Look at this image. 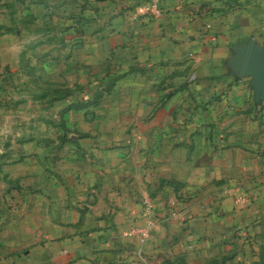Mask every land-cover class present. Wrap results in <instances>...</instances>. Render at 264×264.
<instances>
[{
	"label": "crops",
	"instance_id": "1",
	"mask_svg": "<svg viewBox=\"0 0 264 264\" xmlns=\"http://www.w3.org/2000/svg\"><path fill=\"white\" fill-rule=\"evenodd\" d=\"M144 1L0 0V104L29 123L0 144V264L244 257L264 217V0ZM144 198L148 237L130 232Z\"/></svg>",
	"mask_w": 264,
	"mask_h": 264
},
{
	"label": "rangeland",
	"instance_id": "2",
	"mask_svg": "<svg viewBox=\"0 0 264 264\" xmlns=\"http://www.w3.org/2000/svg\"><path fill=\"white\" fill-rule=\"evenodd\" d=\"M5 109L8 108L0 104V144H2L3 141H9L7 140L9 134L11 136L10 138L15 137L17 139L18 137L21 136V134H18V132H21L25 126L28 127L29 125V123H27L25 118H21L20 115H18L19 112H17V109L19 110L20 109L19 107L11 106L12 114L10 115V117L4 115ZM6 133L8 135H6ZM1 153L2 151L0 149V154ZM10 186H11V182H10ZM2 187L3 186H1L0 184V190L2 189ZM249 237H250L248 239L249 245L246 251L242 253L244 254V257L240 256V258H237V262L235 261L233 263L230 261L228 264H264V217L258 223L256 231H254L252 235L250 234ZM242 250L243 249H240L241 252H243ZM235 252L233 255H236ZM220 264H227V262Z\"/></svg>",
	"mask_w": 264,
	"mask_h": 264
},
{
	"label": "built area",
	"instance_id": "3",
	"mask_svg": "<svg viewBox=\"0 0 264 264\" xmlns=\"http://www.w3.org/2000/svg\"><path fill=\"white\" fill-rule=\"evenodd\" d=\"M160 11V6L158 4V0H148L144 1L142 3H139L135 10V15H157ZM143 205V213L146 216L145 221L142 225L131 228L130 232L132 233H138L142 237H148L151 233V230L154 226V220L148 216L150 214V201L148 198H144L142 200Z\"/></svg>",
	"mask_w": 264,
	"mask_h": 264
},
{
	"label": "trees",
	"instance_id": "4",
	"mask_svg": "<svg viewBox=\"0 0 264 264\" xmlns=\"http://www.w3.org/2000/svg\"><path fill=\"white\" fill-rule=\"evenodd\" d=\"M98 96H99V94H98V93H97V95L95 94V95L93 96V101H96V100H97V98H98ZM74 106H77V105L75 104Z\"/></svg>",
	"mask_w": 264,
	"mask_h": 264
}]
</instances>
